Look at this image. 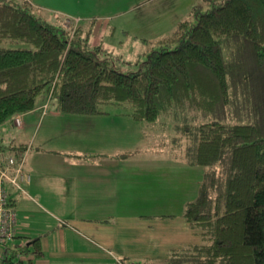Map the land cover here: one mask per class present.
I'll list each match as a JSON object with an SVG mask.
<instances>
[{
	"label": "trees",
	"instance_id": "trees-1",
	"mask_svg": "<svg viewBox=\"0 0 264 264\" xmlns=\"http://www.w3.org/2000/svg\"><path fill=\"white\" fill-rule=\"evenodd\" d=\"M63 19L45 16L32 0H0V125L14 123L44 93L47 105L55 95L68 113H99L102 103L128 102L132 117L147 122L164 114H191L194 121L210 115L177 124L191 137L179 156L208 168L183 213L200 240L157 262L264 264V0H195L170 29L147 40L145 59L127 71L103 43L93 42L91 27L80 22L72 29ZM240 81L255 119L229 123L224 117ZM26 147L0 136V161L8 154L20 158ZM222 160L227 181L218 190ZM24 183L17 188L24 190ZM9 200L16 209L10 191ZM3 245L0 264H34L44 252L39 235L15 234ZM150 262L126 255L115 264Z\"/></svg>",
	"mask_w": 264,
	"mask_h": 264
},
{
	"label": "crops",
	"instance_id": "crops-1",
	"mask_svg": "<svg viewBox=\"0 0 264 264\" xmlns=\"http://www.w3.org/2000/svg\"><path fill=\"white\" fill-rule=\"evenodd\" d=\"M183 1L181 13L195 0ZM180 15L172 23L150 14L101 27L96 41L104 43L109 29L112 47L133 40L131 34L147 44ZM46 102L47 93L41 94L21 126L11 120L0 125V136L27 145L24 166L31 179L24 190L8 188L17 234L41 236L44 252L34 264H115L126 255L160 261L200 240L183 213L199 195L207 166L189 163L179 152H139L141 132L157 123L137 120L131 110L68 113Z\"/></svg>",
	"mask_w": 264,
	"mask_h": 264
},
{
	"label": "rangeland",
	"instance_id": "rangeland-1",
	"mask_svg": "<svg viewBox=\"0 0 264 264\" xmlns=\"http://www.w3.org/2000/svg\"><path fill=\"white\" fill-rule=\"evenodd\" d=\"M35 8L45 16L51 18L56 13L64 17L65 24L70 28H75L81 21L84 23L85 30L91 27L92 36L91 39L94 43H98L97 38H100L98 29L102 27H108L116 25L117 23L125 26L127 19H138L150 14H154L157 18L161 15L163 19L173 22L179 14V17L183 16L189 9L182 12L181 4L183 0H32ZM192 2V0L190 1ZM192 4V3H191ZM190 8L191 6L188 5ZM171 8V10H168ZM168 11V12H167ZM75 16H80L81 20L75 19ZM66 18H71L70 21H66ZM108 29V28H107ZM110 33L105 31L102 34L104 38L103 45L109 50L107 54L115 59L122 70H132L139 66V62L145 59L148 52V44L144 42L142 38H135L133 34V40L124 42L123 45H117L112 47L109 44ZM100 40V39H98ZM13 46L26 45L23 42H15ZM233 101L227 106L226 116L224 120L229 123L236 122H252L255 119V115L251 111L250 103L247 99V94L243 89L242 82H238L232 88ZM48 98V94H47ZM49 101H54L56 105L58 98L52 95ZM58 105V104H57ZM102 109L108 110H131L132 106L128 102H106L102 103ZM191 115V114H190ZM183 117L182 113L175 116L173 114H164L159 117L155 123L157 126L148 127L143 129L140 139L139 152L144 153H157L161 150L167 153H178L185 148L191 141L190 135L185 133L183 128L178 127L184 123L189 122H202L209 120L211 116H205L200 114L199 119L191 120V117ZM159 125V126H158ZM173 138V139H172ZM225 159V158H224ZM223 161V162H222ZM219 162L217 189L221 190L225 187L227 181V172L225 161ZM211 167V166H210ZM63 225V224H62ZM68 228V227H67ZM11 242V241H9ZM4 246L0 244V259ZM149 264H160L154 260Z\"/></svg>",
	"mask_w": 264,
	"mask_h": 264
},
{
	"label": "built area",
	"instance_id": "built-area-1",
	"mask_svg": "<svg viewBox=\"0 0 264 264\" xmlns=\"http://www.w3.org/2000/svg\"><path fill=\"white\" fill-rule=\"evenodd\" d=\"M70 20L71 18H67L66 21ZM14 123L18 126L23 124L22 113L14 116ZM3 159V162L0 161V244L2 246L7 238L19 231L17 211L9 200L8 184L23 188V183L31 179V172L24 166L25 154L20 158L14 154H8Z\"/></svg>",
	"mask_w": 264,
	"mask_h": 264
}]
</instances>
